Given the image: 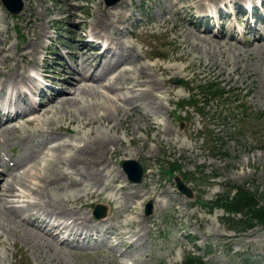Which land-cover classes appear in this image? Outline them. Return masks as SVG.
Returning <instances> with one entry per match:
<instances>
[{"label":"rangeland","instance_id":"rangeland-1","mask_svg":"<svg viewBox=\"0 0 264 264\" xmlns=\"http://www.w3.org/2000/svg\"><path fill=\"white\" fill-rule=\"evenodd\" d=\"M132 1L130 10L132 9L133 18L130 21L137 25L139 19L141 25L131 26L130 29L135 33L125 40L128 39L130 44H134V53H131L128 62L111 70L102 82L107 83L116 71L132 69L133 64L141 69L145 68L144 63L183 67L182 73L175 77H171L170 73L162 75L156 70V65L153 68L148 66L150 70L139 77L127 71V77L132 80H126L120 75L117 82L119 87H130L138 83L134 93L125 91L126 95L135 101L133 104L131 99L125 108H128L126 115H131L130 120L131 117L137 116L136 132L125 130L120 123L115 130L110 131L116 120L109 122L108 119L106 122L97 123L95 117L90 118L92 123L88 127L82 126L80 118L87 112L86 100H91L89 92L82 94L81 98L77 96L83 100L82 103L73 105L68 113L61 110L40 115L39 124H36L35 120L33 124L22 123L16 129L0 131V165L6 178L11 180L12 173L21 175L22 172L31 171L21 182L15 184L18 189H23L28 194V198L9 197L6 204L24 206L27 200L36 204L40 201L43 207L45 203L51 208L50 213L71 218L85 217L86 213H91L94 204L100 203L107 208L109 225L113 231H126V234L113 250L108 247L104 251L92 248L73 249L66 244H58L55 239H50L48 235L35 229L36 225L26 219L29 214L27 211L19 212V218L25 221L23 223L18 219L15 220L16 224L6 223L1 217L0 264H181L183 254L188 251L204 256L206 264H264V225H256L241 233L231 231L224 211L206 204L215 201L217 195L223 191L224 185L244 186L250 190L254 185L258 186V192L264 195V43H255L250 34L247 35L248 43H235L211 36V39H208L207 35L202 34L203 40L193 37V46L190 44L192 34L189 31L195 30V27L189 22L191 17L185 20L171 12L168 22L157 26L159 18L167 16L159 15L160 11L162 13L164 8L179 10L180 4L173 6V0ZM193 1L196 3V0ZM23 2L22 12L15 17L11 16L0 2V48L8 49L6 52H0V83L4 85L3 81H6V88L12 91L10 86L12 87L13 76L10 79V75L17 63L20 70L16 79L21 76L22 70L28 73L29 70L37 69L39 72L45 69L49 71L48 74H52L51 77L55 76L54 80L51 79L55 87L72 89L73 92L74 88L60 82V79L66 77L61 73L64 70L72 72L76 64H87L88 70L92 69L93 62L97 65V61L91 63L92 60L85 61V58L80 57L76 61L70 53L77 52L83 57L91 54H84L76 45H79L82 33L86 34L90 30L92 22L100 15L109 13V7L105 6L103 0ZM123 5H126L124 1L117 6L120 9ZM182 5L187 7L192 5V1ZM117 12L119 10L115 8V13ZM37 17L41 19L38 20ZM113 22L114 20L109 23L107 18H103L100 28L112 33ZM32 24L45 27V34L35 33L32 37ZM182 31L185 32L187 41L181 47ZM235 34L237 35L236 32ZM76 39L78 43L74 44ZM126 47H120L121 54H126ZM137 47L140 56L134 59ZM31 51H34L33 54ZM52 51L58 52L63 58L58 60ZM179 55L182 56L180 59L177 58ZM3 56L8 57L5 59ZM42 56L46 58L43 68L39 64ZM51 59L65 68H52L53 61L47 63ZM110 63L115 62L112 59ZM87 74L88 71H84L81 76ZM170 78L179 79L183 83L181 82L180 86L170 84ZM154 80L158 83L156 90L152 84ZM206 80H215L231 94L220 100L209 96L205 101L204 114L195 112L196 110L187 104L177 106L179 100H189L192 96L198 99L197 93L205 91L200 86ZM140 82L148 84L146 89L139 87ZM135 89L146 90L150 98L151 93L160 95L163 108H167L165 112L153 113L150 101L146 98L138 99ZM173 91L174 94L168 100L165 94ZM51 93L53 91L48 90L46 96H34L38 103L42 104ZM107 94L113 96L111 93ZM115 94L122 95L120 92ZM93 100H98V97L93 96ZM19 102L17 105L20 106ZM118 103L124 105L122 102ZM22 104L25 105L23 102ZM134 105L138 106L140 112H150L149 115L142 117L134 111ZM113 116L119 118L120 111L114 110ZM180 122L183 123L182 127ZM158 125L157 128H150ZM47 126L55 133L43 134L42 129ZM91 127H94L96 132L110 134L112 141L118 138V141L112 142L113 145L110 146L118 150L117 155L112 158L107 156V163L105 161L90 165L84 162V168H81V165L76 166L77 162L74 166L66 167L58 163L57 166L63 172L71 175L60 177L58 183L51 184L50 187L43 180L44 187L41 192L44 198L37 196L33 192L35 183L41 177L40 173L45 172L43 168H46V159L54 158L57 150L55 145L68 142L64 140L79 143L74 141V138ZM254 130H257L256 134ZM68 149L62 147L57 153L68 155ZM2 155L7 157L10 164L14 163V166H6L1 160ZM127 159L139 161L146 170L139 184L129 182L121 168V163ZM172 163L179 166L175 174L194 191L192 198L181 195L175 189L173 178L164 173ZM35 166L37 169H34ZM98 167L100 172L97 171ZM83 170L90 174H82L81 178L79 173ZM74 178H80V181L73 183ZM19 185L25 186L26 189ZM119 185H123V188L116 190ZM60 186H68V193L60 192ZM48 191L60 195L63 202L70 199L73 203H67L66 208L52 204L50 206ZM94 192L101 195L83 197ZM29 196H37L38 199ZM148 201L152 202V214L145 216L144 207ZM118 206L119 208L115 209ZM37 207L41 208L39 205ZM67 210L70 212H66ZM33 213L35 212L30 214ZM132 234L135 236L129 237ZM93 243L95 242L88 245Z\"/></svg>","mask_w":264,"mask_h":264},{"label":"bare ground","instance_id":"bare-ground-1","mask_svg":"<svg viewBox=\"0 0 264 264\" xmlns=\"http://www.w3.org/2000/svg\"><path fill=\"white\" fill-rule=\"evenodd\" d=\"M190 2L192 1V4L194 7H196L198 9V5L202 4L203 1L202 0H196V3H194L193 0H176L175 2H173V6H178L180 4V6L182 7H186L183 6L182 4H185L186 2ZM242 0H230L229 2H236V3H240ZM214 2V1H212ZM228 2V1H227ZM189 6V5H188ZM114 7H110L109 9V13L108 14H102L100 15L94 22H92V27H91V31L94 34L97 35H101L102 30L100 28L101 26V22L103 20V18H107L109 20V23L114 20V18L116 17V15L121 16V18H124L125 15V11L126 6L122 7L120 9V12L115 13L114 12ZM46 10V8H44ZM175 9V8H174ZM30 11V10H29ZM175 10H167L166 8H164L159 12V15H167L164 16L163 19L158 20L157 26H161L162 24H166L168 22V20L170 19V14L171 12H173V14L175 13ZM35 14V13H34ZM74 14V13H73ZM106 15V16H105ZM75 16V15H73ZM38 20H40V17H37ZM29 22V21H28ZM30 22H32L30 20ZM31 36L34 37L35 33H43L45 34V27H43L42 25H37V24H32L31 25ZM37 26H41V27H37ZM111 30L113 34H120L119 28L117 27V21L114 20V22L111 25ZM1 32V29H0ZM192 34V41H190V44H192L193 46L195 45L194 41H193V37L194 39H199L203 40V37L199 34V31H195V30H191L189 31ZM184 31H182L181 36H182V45L186 43L187 41V36L184 35ZM28 34H30V32H28ZM114 42H116V40L114 38L108 37L107 38V45L106 48L108 50L111 51V56L110 59L113 58L114 59V64L115 65H110L109 61L110 59L107 60V56H104L103 58L100 59V63L98 64L97 67L93 68L92 70H89V75L87 77H85L84 75L81 76V73L84 71H88L87 67L88 65H84L82 66L77 65L76 67L73 68L72 72H65L66 77L64 78V84H68L70 86V88H74V91L72 92V89L70 90H62V92H56L53 93L52 96H50L45 103H42L41 105H39L38 107H35L34 105H32L31 100H29V104L30 106H32V108L35 110V112H38V115L36 119H34L33 121L36 120V124H39V120L40 119V115L44 116L45 114H49V113H54V112H60L61 110H64L65 112H69L70 108L73 105H77L82 103V99L81 95L82 94H88V96L91 97V100L89 101L88 99L86 100L88 102V108H87V112L83 114V117L80 118V123L82 122V126L84 127H88V125L91 122L90 118L95 117L94 119H96V122H106L109 119V122H112L114 120H116V123L114 125H112L110 127V131L115 130V127H117L120 123V125L122 126V128H124L127 131H133L136 132L137 131V116L136 118L131 117L130 120V114H127V110L128 108H125V105L132 99L133 104H135L134 98H129L125 91L128 93H134V88L137 87L138 83L133 84L130 87H119L117 86V82L120 79V75L122 74V76L126 79V80H132V78L127 77L128 72H131L133 74H135L137 77L141 76L142 74H145L148 72V70H150L147 67H145L144 69H141L139 67H136L135 64H133L132 69L129 68V70H124L121 72H115V75L112 77V79L108 80L107 83H103L102 81L106 78L107 74L113 70L116 69L117 67H120L122 65V63L124 62H128L129 61V56L131 55V53H134V48H132L131 46H127L125 51L126 54H120V53H116L115 51L111 50V47L109 45L113 44ZM199 42V41H198ZM263 40L259 41V45H263ZM127 45V43L124 44V47ZM123 46V43L120 44V47ZM221 46V44L219 45ZM183 49H185V47H183ZM8 49H4V48H0V52H6ZM35 50V48L33 49ZM220 52H223V50L219 49ZM34 51H31V54H33ZM30 54V53H29ZM138 56H140V51L137 50V55L134 56V59H136ZM8 57V56H7ZM6 56H3V58L7 59ZM80 57V59L85 58V61H90V60H94L96 59L95 56L92 55H88L83 57L82 54H77L76 58L78 59ZM182 56L179 55L177 56L178 59H180ZM14 58V57H12ZM16 65L13 66V71L10 75V79L13 76V81L12 83V87L10 86V88H12V93H15L17 95V89L20 88V85H22L23 83L28 84V82H30V84L28 85L29 89L31 90L32 94L36 93V85L35 83L30 80L29 78H27V76L25 75V71H21V76H18V79H16L18 72L20 70V68H17V63H15ZM158 68H156L157 71H159L162 75L166 74V73H170L172 76H178L179 74L182 73L183 71V67H179V66H175V65H157L155 64ZM154 65H151V67L153 68ZM213 67V65H210ZM150 67V68H151ZM128 71V72H127ZM3 72V71H2ZM3 73H8V71L3 72ZM74 74V77H73ZM154 74V73H151ZM16 79V80H15ZM88 82L93 83V84H88ZM4 85L2 83H0V89H1V93L4 91V89L6 87H8L7 82L3 81ZM154 89L156 90L157 88L155 87L158 83L155 82V80L152 82ZM144 85V86H143ZM148 86V84L144 83V82H140L139 83V87H145ZM148 88V87H147ZM138 92V99H147L150 101L151 107L153 110H151L153 113L155 114H159L162 111L165 112V110L167 108H163L162 106V97L160 95H157L156 93H151L152 97L150 98V94L149 92H146V90H138L135 89ZM116 92H120L122 95H118L115 94ZM136 92V93H137ZM107 93H111L113 94V96L108 95ZM168 97V100L171 99V96L173 95V92H169L165 94ZM79 96V98L77 97ZM87 96V97H88ZM93 96H97L98 100H93ZM12 97V96H10ZM93 100V101H92ZM16 101V99L14 100V102ZM118 102H122L124 105H120ZM136 107V110H134L135 112H137L138 114H140L142 117L148 116L150 112H145L144 114L141 113L138 110V106L134 105L133 108ZM85 108V106H84ZM116 110V112L120 111V116L119 118H117L115 116H113V111ZM102 111V113H100ZM25 114V113H24ZM23 115V114H22ZM19 117V115H17ZM101 123V122H100ZM46 124V123H44ZM51 124V123H50ZM101 127H104L102 125H100ZM4 126H0V131L2 130H7L9 129V127L3 128ZM109 127V126H108ZM47 128H51L49 126H47ZM94 127L88 128L87 131L82 132L83 134L80 135L79 137H75L74 141H78L79 143H72L71 140H64V141H68L67 143H62V144H58L55 145V147H57V150H55L56 154L54 156V158H48V160L46 159L47 165L46 168H43L45 170L44 173H40L41 177L37 180V182L35 183L36 188L33 189V192L39 196L40 198H44V196L42 195V188L44 186H42L44 184V181L46 183H48V187H50L51 184L54 183H58L59 178H65L68 177V175H71L70 173H66L63 172L58 166L57 164L60 163L62 165H64V167L66 166H74V163L77 162L76 166L81 165V168L83 167V163H90V165L92 164H100L102 162L107 163V160H105V158L107 156H109L110 158L114 157L117 155L118 150L116 148H111L110 146L113 145L112 142L116 143L118 141V138H115L114 141H112V137L110 134L105 133V132H96L95 130H93ZM151 129H154L153 127H150ZM14 129H16V127H14ZM80 132V131H79ZM79 132H77L76 134L78 135ZM65 148H69L68 149V155H62L61 153H57V151H59L62 147ZM122 146V145H120ZM59 147V148H58ZM124 148H127L126 146H123ZM1 165H0V171L1 169ZM41 167V166H40ZM34 169H37V166L34 167ZM32 170V169H31ZM48 170V171H47ZM97 171L100 172L101 170L99 169V167L97 168ZM28 171L26 172H22L21 175L19 174H10L11 175V181L9 178H6V175H4L3 173H0V176H2V179L0 180V220L1 217L4 219V221L7 222H11V223H15V220L18 219L19 222L23 223L25 221H21V219L19 218V210L16 209L15 207H13L12 205H8L6 204L8 202V198L9 197H17V198H26V196L28 197V194H26L23 189L20 190L17 188V185L19 182H21V180L23 179L24 176H28L29 175ZM88 172H86L85 170H83L82 172L80 171L79 175L81 176V178H83L82 174H87ZM46 174H48V176H45ZM90 174V173H88ZM85 177V176H84ZM17 180V183H16ZM78 181H80V178H74L73 183H77ZM124 185V184H123ZM21 186V185H19ZM126 186V185H124ZM21 187H25V186H21ZM123 186L119 187V190L122 189ZM26 189V187H25ZM68 186H60L59 187V191L60 192H64V193H68L67 191ZM49 192V204L51 206L52 205H58V206H62V208H66L68 207L67 203H73L70 199H66L64 200V202L62 200H60V195L57 196L54 192L51 193V191ZM99 195H101L99 192H94V193H89L87 194V197H98ZM36 196V199H38ZM4 199L5 202L2 200ZM80 197H78L77 200H79ZM42 209H44L47 214H51L53 215V213H50L51 208L49 206H47L45 203L44 207L43 205L40 204V201H38L37 203ZM35 203H29V207L26 208V210H29V208L31 207L32 209L35 208L36 206H38ZM40 208V209H41ZM118 209V207H117ZM66 212H70V210H67ZM58 214V213H57ZM63 216V215H62ZM85 217H88V215L86 214ZM63 218V217H62ZM72 222H71V226L70 229H73L74 226H84L83 229H87V225L89 222H87L86 218L81 217V216H77L74 217L72 216ZM98 222H102L104 224V222H107V218L101 219ZM48 225H50L53 229L61 232L63 229H65L66 227H62L59 223H57L56 221L50 223L48 222ZM38 230H40L39 228H37ZM41 231V230H40ZM43 232V231H41ZM45 233V232H44ZM46 234V233H45ZM126 234L125 233H114V240L116 241L115 246H118L120 244V240L123 238V236ZM50 239H53L52 236L50 234H48ZM135 236V234L130 235L129 237H133ZM113 244V243H111Z\"/></svg>","mask_w":264,"mask_h":264},{"label":"trees","instance_id":"trees-1","mask_svg":"<svg viewBox=\"0 0 264 264\" xmlns=\"http://www.w3.org/2000/svg\"><path fill=\"white\" fill-rule=\"evenodd\" d=\"M236 192L232 195V191ZM263 195H258V188L252 191L239 186H226L213 205L221 207L229 215L225 218L232 230L246 231L255 224L264 225ZM241 217H237V216ZM181 264H204L201 257L187 253Z\"/></svg>","mask_w":264,"mask_h":264},{"label":"water","instance_id":"water-1","mask_svg":"<svg viewBox=\"0 0 264 264\" xmlns=\"http://www.w3.org/2000/svg\"><path fill=\"white\" fill-rule=\"evenodd\" d=\"M118 0H106L107 5H112L116 3ZM2 4L6 7V9L12 14L17 15L21 12L23 8L22 0H1ZM124 171L128 174V177L134 181L139 182L142 176V168L138 165V163L127 161L123 164ZM178 188L187 194L191 195V192L183 185V183L177 179ZM150 213V204H148L147 214Z\"/></svg>","mask_w":264,"mask_h":264}]
</instances>
